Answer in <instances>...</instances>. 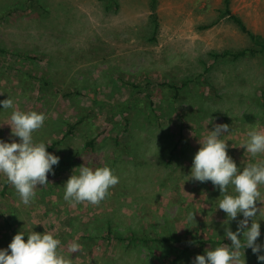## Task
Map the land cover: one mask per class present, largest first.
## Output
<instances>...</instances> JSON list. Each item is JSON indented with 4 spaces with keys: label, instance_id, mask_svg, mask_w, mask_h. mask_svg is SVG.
<instances>
[{
    "label": "rangeland",
    "instance_id": "obj_1",
    "mask_svg": "<svg viewBox=\"0 0 264 264\" xmlns=\"http://www.w3.org/2000/svg\"><path fill=\"white\" fill-rule=\"evenodd\" d=\"M222 8L223 0H158L155 32L151 0H0V46L7 51L0 53V101L43 113L33 142L60 157L28 205L0 174V250L18 232L26 242L35 231L59 239L72 264H193L197 255L227 244L135 245L117 236L156 231L225 238L227 215L218 209L223 195L211 181L189 176L199 140L215 125H229L221 139L238 168L264 161V154L251 157L240 147L248 131H264L263 59L212 61L209 51L250 44ZM230 8L264 36V0H230ZM205 62L210 71L179 98L157 86L201 73ZM12 111L0 104V140L8 143L20 142L7 124ZM71 121L78 124L64 138ZM82 165L108 166L119 177L99 205L64 200L65 182ZM259 190L264 199V185ZM226 194L236 195L234 187ZM241 219L227 226L235 232ZM255 219L257 241L264 242V217ZM73 242L82 246L77 253L68 251ZM240 251L245 264H264L251 249Z\"/></svg>",
    "mask_w": 264,
    "mask_h": 264
},
{
    "label": "clouds",
    "instance_id": "obj_2",
    "mask_svg": "<svg viewBox=\"0 0 264 264\" xmlns=\"http://www.w3.org/2000/svg\"><path fill=\"white\" fill-rule=\"evenodd\" d=\"M0 104L3 109H13L7 124L11 126L12 136L20 140L11 143L0 140V174L7 177L21 202L28 205L36 197V188L49 183L48 174H54L53 165H58L60 157L49 153L44 143L33 142V133L44 125L46 116L43 113L20 111L10 98L0 101ZM228 131L229 125L217 124L203 140H199L201 147L193 158L189 176L201 183L211 181L223 195L218 209L227 215L224 235L231 241V248L225 244L206 250L205 254L194 258L193 264H245V258H241L242 247L251 248L258 261H264V255L259 254L264 251V245L257 243L261 234L260 223L255 219L264 217V207H257L258 201L264 204L259 190L264 185V161L249 164L242 170L238 168L228 154L227 142L221 139ZM247 137L240 147L251 157L264 154V131L250 130ZM118 183L119 177L110 167L92 169L82 165L79 175L72 174L65 182L64 200L73 206L82 203L99 205L109 195V189ZM229 185L234 187L236 195L226 194ZM240 214L243 219L238 221L237 230L233 232L227 225ZM188 219L195 220L194 214L189 213ZM24 237V232H18L8 248L0 250V264H72V259L59 250L61 241L51 233L30 231L26 242ZM241 237L245 239L243 244ZM81 247L73 242L68 251L77 253Z\"/></svg>",
    "mask_w": 264,
    "mask_h": 264
},
{
    "label": "trees",
    "instance_id": "obj_3",
    "mask_svg": "<svg viewBox=\"0 0 264 264\" xmlns=\"http://www.w3.org/2000/svg\"><path fill=\"white\" fill-rule=\"evenodd\" d=\"M158 0H151V8L153 9V12L151 14V18L153 21L154 25V31H157L158 28V21H157V14L155 12L156 6H157ZM221 15L226 16L230 20H232L238 28L246 33L249 36L250 39V44L237 48V49H224L221 51H209L208 55L212 58V61H215L219 58H231V59H239V58H246V57H254V56H261L263 59V67H264V36L261 34L253 32L250 28L247 27L245 24L244 20L236 13H234L231 8H230V0H223V8L221 9ZM7 53V51L0 46V53ZM207 62L204 63V71L201 73H197L193 76H185L182 79L179 80H167V81H159L157 82V86L163 89L168 90L171 93V96L173 99H177L180 97L182 92L189 86V85H194L196 83H199L200 79H202L205 75V73L209 72L211 69V64L207 63L209 66L206 65ZM134 87L138 88L140 85L134 83ZM144 88V87H143ZM127 106V105H125ZM186 116L182 113L181 114V119H185ZM78 121H71L67 122V126L64 129L63 132V137L65 138L68 135H72L74 133V130L77 126ZM182 136V133L179 136V141ZM178 144L179 142H175L174 145L172 146L168 160L171 161L176 157L177 150H178ZM54 145V143H53ZM86 146L88 147H93L94 146V138H89L86 141ZM111 229L108 231L109 234H111ZM110 236V235H109ZM120 239H128L129 244H139V243H145L148 245H153V244H169L172 245L173 243H180L183 244L184 242L190 243V244H200L204 245L205 243L209 242L212 245L219 246L223 243L229 244V247L231 248V241L227 238H219V239H212L207 238L203 239L198 236L197 233L195 234H186V237L182 238L180 235H177L175 233H166V234H159L158 232H153V231H143V232H136V231H131L130 234L126 235L123 237V235L118 234L117 235ZM242 244L245 242L244 238H241ZM257 243L264 245V242H259ZM251 249V248H247ZM264 252V251H262ZM179 255L176 256L178 259ZM176 260V259H175Z\"/></svg>",
    "mask_w": 264,
    "mask_h": 264
}]
</instances>
